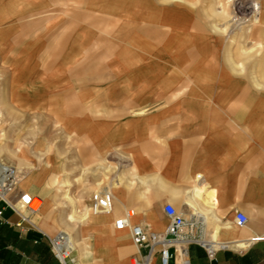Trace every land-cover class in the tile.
I'll use <instances>...</instances> for the list:
<instances>
[{"label":"crops","instance_id":"crops-1","mask_svg":"<svg viewBox=\"0 0 264 264\" xmlns=\"http://www.w3.org/2000/svg\"><path fill=\"white\" fill-rule=\"evenodd\" d=\"M255 1L259 17L243 39L211 34L193 0L10 1L0 13L9 68L19 69L21 55L25 69L36 56V69L72 71L45 83L10 79L0 159L42 206L13 212L0 203V264H60L48 243L59 231L72 237L74 264H130L145 249L115 221L131 209V223L162 233L165 204L187 219L197 214L195 235L213 247L208 258L205 245L191 243L192 264H264V0ZM51 9L57 16L33 18ZM218 12L226 13L221 3ZM30 113L56 119V157L18 138L14 119ZM102 181L113 211L93 214ZM238 211L248 218L242 228ZM19 213L28 219L20 226Z\"/></svg>","mask_w":264,"mask_h":264},{"label":"built area","instance_id":"built-area-1","mask_svg":"<svg viewBox=\"0 0 264 264\" xmlns=\"http://www.w3.org/2000/svg\"><path fill=\"white\" fill-rule=\"evenodd\" d=\"M232 12L231 24L234 27L243 25L247 22H255L259 13V5L253 0H231ZM20 172L14 166L0 161V203L4 208H9L13 212H18L17 208H24L31 213L39 211L42 200L39 197L23 191L20 187ZM34 198L39 199L40 203L33 206ZM90 212L93 214H109L113 211V196L106 188L102 187L94 191L89 202ZM163 211L168 219V225L162 233L146 230L142 225L131 223L133 210L127 209L123 216L115 221L117 229H127L130 233L132 242L138 252L145 249L134 257L130 264H152L157 256L159 264H192L186 257L187 248L191 243L205 245L208 258L213 256V247L201 242L195 235L196 225L192 220L193 214L189 219L184 212H180L170 204H165ZM3 208H0V217ZM20 221L16 224L22 225L28 219L19 213ZM248 218L243 212H236L234 224L237 228L246 225ZM185 229H187L185 231ZM49 247L55 258L60 264H74L73 257L74 245L72 237L65 231H59L48 237Z\"/></svg>","mask_w":264,"mask_h":264},{"label":"rangeland","instance_id":"rangeland-1","mask_svg":"<svg viewBox=\"0 0 264 264\" xmlns=\"http://www.w3.org/2000/svg\"><path fill=\"white\" fill-rule=\"evenodd\" d=\"M10 1L12 0H0V13H9V7H10ZM52 1V0H50ZM54 3L57 2V0H53ZM162 2L170 1V0H161ZM255 1V0H253ZM219 3L222 4L223 7H225L226 13H219L218 12V5ZM194 7H196L198 16H203L209 20L210 26H209V32L211 34H226L229 36L227 39H233V34H238L242 37L243 35L250 30L252 26V20L251 22H247L243 25H239L237 27H234L231 24V17L233 15L232 12V4L231 0H193ZM57 6V4H54ZM259 5V4H258ZM44 13H41V11H35L33 18H41L43 14H46L45 16H57L58 10L57 9H51V10H44ZM259 17V13H258ZM258 19H256L257 21ZM255 21V22H256ZM37 27H35L36 29ZM233 43V41L231 42ZM245 44V45H244ZM242 43V48L245 49L244 46H248L247 43ZM19 48L21 45H24V43L19 42L18 43ZM36 53V52H35ZM244 53V50H242V54ZM247 53V52H245ZM20 54V52H19ZM52 61L53 59H49ZM31 61V59H30ZM10 57L9 52L3 53V55L0 57V146H3L6 148V144L9 140V128L11 125V121L9 117L4 116V114L8 113V110L10 109V79L12 77L17 78V83H26L27 79H30L33 83V81H39L41 82H47L48 79L50 81L56 80L58 77H66L69 76V73H71L72 70L68 71L65 69H36L37 67H40L42 65V58L34 57L33 58V64L34 69H25L27 65V59L24 56L19 55L18 56V65L19 69H10ZM31 64V62H30ZM69 72V73H68ZM66 73V74H65ZM20 88V86L18 87ZM19 123L18 127V138L21 139V143L27 144L26 142L29 141V145L31 148L35 149V152L42 157L46 156L48 153V150L51 152V148L54 149L55 152H53V155L55 157L57 156V150H58V141H59V135L57 133V127L56 125V119L50 118L48 116H42L39 114H32L30 113L29 118L23 117L14 119V122ZM21 125L23 127H21ZM47 128H49L51 131L44 132H36V131H46ZM32 139V140H31ZM70 146H68L69 148ZM72 154V153H71ZM70 154V157H71ZM52 155V156H53ZM41 156L36 157L39 163H41ZM47 157V156H46ZM69 157V156H68ZM1 162H4L8 165L14 166L11 164V162H6L2 159H0ZM37 165L34 164V167ZM20 174V178H21ZM25 182V183H23ZM20 183L26 185H29V183L26 181V179L22 180L20 179ZM53 188L57 189L59 187V183L52 184ZM73 184H71L68 188L70 189ZM79 186L82 184H78ZM105 187L104 181L99 184L98 188H96L94 191ZM70 203L75 205L76 202L79 203L80 199H69ZM90 202V201H89ZM35 206L40 203L39 199H34ZM81 203H79L80 205Z\"/></svg>","mask_w":264,"mask_h":264},{"label":"bare ground","instance_id":"bare-ground-1","mask_svg":"<svg viewBox=\"0 0 264 264\" xmlns=\"http://www.w3.org/2000/svg\"><path fill=\"white\" fill-rule=\"evenodd\" d=\"M35 199V198H34ZM42 203V202H41ZM33 206H35L34 200H33Z\"/></svg>","mask_w":264,"mask_h":264}]
</instances>
